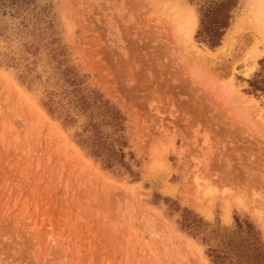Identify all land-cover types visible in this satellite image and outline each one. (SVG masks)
<instances>
[{"label": "rangeland", "instance_id": "obj_1", "mask_svg": "<svg viewBox=\"0 0 264 264\" xmlns=\"http://www.w3.org/2000/svg\"><path fill=\"white\" fill-rule=\"evenodd\" d=\"M199 3L0 8V264H212L211 229L236 217L264 240V93L248 91L264 0H238L215 48L196 38ZM66 68L121 112L124 164L80 144L87 117ZM197 181L226 189L227 210L220 196L199 211Z\"/></svg>", "mask_w": 264, "mask_h": 264}, {"label": "trees", "instance_id": "obj_2", "mask_svg": "<svg viewBox=\"0 0 264 264\" xmlns=\"http://www.w3.org/2000/svg\"><path fill=\"white\" fill-rule=\"evenodd\" d=\"M17 0H0V8L11 6ZM238 0H200L198 6L199 27L196 32L198 41L210 48H215L230 24L232 12ZM261 69L249 82V92L264 93V59L260 60ZM66 81L72 87L74 106L86 115L87 120L82 132H88L79 140L87 153L98 159L105 168H113L117 163L124 164L122 140L123 116L108 100L95 93L81 92L79 80L69 69L64 70ZM50 112H53L48 107ZM109 125L113 132H104L102 126ZM194 236L199 231L201 222L196 221ZM182 222V226L187 224ZM184 227V228H185ZM216 243L207 249L212 264H264V240L256 226L246 219L235 218L232 227L212 228L210 231ZM202 236V240H207Z\"/></svg>", "mask_w": 264, "mask_h": 264}, {"label": "bare ground", "instance_id": "obj_3", "mask_svg": "<svg viewBox=\"0 0 264 264\" xmlns=\"http://www.w3.org/2000/svg\"><path fill=\"white\" fill-rule=\"evenodd\" d=\"M200 182L201 181L196 182L194 190L192 192H190V195H189V200L194 203L196 208L199 211H201L202 213L206 214L207 217H209L212 215L211 207H212L213 202L215 201L216 198L221 196V198L223 199V201L225 203V204H223V208H224V210H227V207L229 205L228 203H229L230 199H228L227 197H224V193L225 192L227 193L226 189L223 190L224 192L223 191L218 192L217 189L210 186V184H208L207 181H205L203 183L202 182L200 183ZM219 193H221V194H219ZM217 194H218V196H216ZM228 194H229V192H228Z\"/></svg>", "mask_w": 264, "mask_h": 264}]
</instances>
